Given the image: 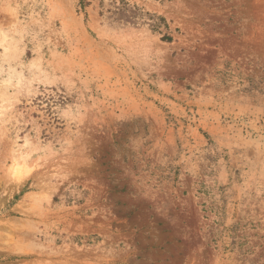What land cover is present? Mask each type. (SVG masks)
<instances>
[{
  "label": "rangeland",
  "instance_id": "rangeland-1",
  "mask_svg": "<svg viewBox=\"0 0 264 264\" xmlns=\"http://www.w3.org/2000/svg\"><path fill=\"white\" fill-rule=\"evenodd\" d=\"M0 264H264V0H0Z\"/></svg>",
  "mask_w": 264,
  "mask_h": 264
},
{
  "label": "trees",
  "instance_id": "trees-1",
  "mask_svg": "<svg viewBox=\"0 0 264 264\" xmlns=\"http://www.w3.org/2000/svg\"><path fill=\"white\" fill-rule=\"evenodd\" d=\"M126 8V5L123 3L121 7H118L117 9H124ZM160 26H163L164 28H167V24L165 22V19L161 16H156V20L152 23V27L154 29H159ZM163 39L170 40L171 36L169 34H164Z\"/></svg>",
  "mask_w": 264,
  "mask_h": 264
},
{
  "label": "bare ground",
  "instance_id": "bare-ground-1",
  "mask_svg": "<svg viewBox=\"0 0 264 264\" xmlns=\"http://www.w3.org/2000/svg\"><path fill=\"white\" fill-rule=\"evenodd\" d=\"M18 171H19V165H13V172H14V174H17L18 173Z\"/></svg>",
  "mask_w": 264,
  "mask_h": 264
}]
</instances>
